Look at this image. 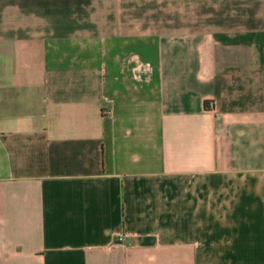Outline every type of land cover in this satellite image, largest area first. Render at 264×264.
<instances>
[{
  "label": "crops",
  "instance_id": "obj_1",
  "mask_svg": "<svg viewBox=\"0 0 264 264\" xmlns=\"http://www.w3.org/2000/svg\"><path fill=\"white\" fill-rule=\"evenodd\" d=\"M0 264H264V0H0Z\"/></svg>",
  "mask_w": 264,
  "mask_h": 264
},
{
  "label": "built area",
  "instance_id": "obj_2",
  "mask_svg": "<svg viewBox=\"0 0 264 264\" xmlns=\"http://www.w3.org/2000/svg\"><path fill=\"white\" fill-rule=\"evenodd\" d=\"M117 240H121V237L120 236H117V238H116Z\"/></svg>",
  "mask_w": 264,
  "mask_h": 264
}]
</instances>
